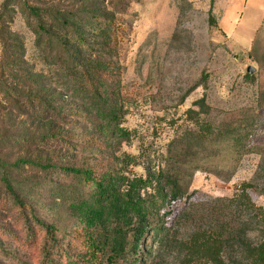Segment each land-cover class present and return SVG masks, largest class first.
<instances>
[{"label": "trees", "instance_id": "trees-1", "mask_svg": "<svg viewBox=\"0 0 264 264\" xmlns=\"http://www.w3.org/2000/svg\"><path fill=\"white\" fill-rule=\"evenodd\" d=\"M23 8L33 28V52L27 60L23 42L15 40L17 53L1 37L0 107L48 128L28 149L31 154L13 164L58 173L70 188L59 197L63 220L46 219L24 200L3 168L1 149L7 140L0 135V202L10 198L18 228L0 226V264H264V207L251 198V183L201 208L204 203L190 201L178 213L165 209L171 202L196 198L187 193L185 181L198 168H231L243 154L256 152L246 142L250 130L211 123L202 97L194 103L197 110L188 108L181 116L190 127L183 135V141H190L186 150L173 154L171 142L158 158H151L148 146L139 154L115 155L133 137L123 124L131 104L122 84L125 21L92 9L64 17L24 1ZM36 64L43 69L36 70ZM53 82L60 85L43 93ZM57 90L69 94L67 108L60 105L64 99ZM75 120L89 124L87 138L72 130L61 133L60 127ZM79 141L101 152L103 167L41 159L50 148L61 158ZM184 219L192 226L178 236L174 226Z\"/></svg>", "mask_w": 264, "mask_h": 264}, {"label": "rangeland", "instance_id": "rangeland-1", "mask_svg": "<svg viewBox=\"0 0 264 264\" xmlns=\"http://www.w3.org/2000/svg\"><path fill=\"white\" fill-rule=\"evenodd\" d=\"M23 1L42 10L62 12L64 17L92 9L125 21L128 32L122 44V84L131 95V104L123 124L133 137L115 149V155L122 151L139 154L141 147L148 146L151 158H158L167 154L171 142L175 143L173 154L186 150L190 141H183V135L190 127L181 116L188 108L197 110L194 103L202 97L211 123L250 130L246 142L256 152L243 154L231 168H198L185 181L187 193L196 198L171 202L165 209L178 213L190 201L204 203L198 208L207 206V201L230 195L242 183L253 185L249 194L264 207V0H0V57L2 37L17 53L20 43L15 40L23 42L30 60L34 34ZM248 66L254 68L248 73L250 78L245 77ZM35 69L43 68L36 64ZM57 85L60 82L45 85L43 93H51ZM57 93L64 99L60 105L67 108L69 94ZM37 125L34 118L0 107V135L7 140L1 149L3 168L27 203H34L49 221H61L59 197L70 188L66 177L13 164L29 155L32 150L28 149L38 145L34 140L48 128ZM88 127V123L75 120L60 130L87 138ZM77 143L73 152L61 158L56 148L45 149L41 159L103 167L106 159L94 145ZM15 213L10 198L0 202V226L17 232L12 220ZM167 223L173 221L168 218ZM191 226L192 222L184 219L174 229L184 236Z\"/></svg>", "mask_w": 264, "mask_h": 264}, {"label": "water", "instance_id": "water-1", "mask_svg": "<svg viewBox=\"0 0 264 264\" xmlns=\"http://www.w3.org/2000/svg\"><path fill=\"white\" fill-rule=\"evenodd\" d=\"M246 72L249 73V74H251V73L254 72V68L251 67V66H248L247 69H246Z\"/></svg>", "mask_w": 264, "mask_h": 264}]
</instances>
